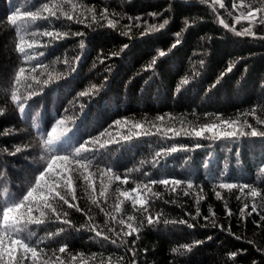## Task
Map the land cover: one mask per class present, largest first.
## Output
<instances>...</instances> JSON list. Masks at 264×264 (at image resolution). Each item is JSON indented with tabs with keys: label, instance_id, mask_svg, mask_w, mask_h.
Wrapping results in <instances>:
<instances>
[{
	"label": "trees",
	"instance_id": "trees-1",
	"mask_svg": "<svg viewBox=\"0 0 264 264\" xmlns=\"http://www.w3.org/2000/svg\"><path fill=\"white\" fill-rule=\"evenodd\" d=\"M51 2L0 0V205L22 199L34 184L49 155L41 147L42 136L59 120H65L62 127L70 129L57 145L59 154L90 162L86 172L80 169L83 175L74 174L76 199L72 200L70 190L64 193L81 211L53 201L62 219L70 223L56 220L45 210L50 219L39 225L29 223L21 233L42 254L35 264H59L56 256L67 264L72 255L78 259L71 264H81V255L86 264H108L109 257L111 264H264V137L209 138L213 134L206 132L204 138H197L181 131L213 123L219 125L216 131L233 130L221 120L240 125L247 121L264 131V124L256 119H264V39L258 38L264 36V25L253 27L255 38L237 36L223 27L218 17L230 27L235 24L237 31L249 26L246 20L234 21L248 11L247 7L233 10L237 0H223L224 8L212 0H74L80 7L73 16L87 17L82 23L59 12V18L22 19L19 27L9 22L14 14L37 11ZM244 2L261 6L259 0ZM88 9L95 10L98 23H92ZM104 9L108 19L118 21L114 28L100 17ZM64 10L71 11V6L64 4ZM165 19L169 23L163 29L141 34L151 26L158 28ZM44 30L68 35L63 39L37 35L40 46L26 49L34 57L26 60L16 50L19 35L29 39ZM160 51L166 55L160 57ZM154 59L155 65L149 68ZM37 65L47 69L37 67L31 72ZM229 65H233L230 72ZM21 67L26 71L17 84ZM49 72L59 78L47 85L31 79H47ZM93 85L89 95H80ZM13 91L24 98L23 111L11 100ZM254 108L256 117L249 115ZM136 123L143 127H133ZM169 128L180 135H165ZM81 144L88 151L74 156ZM17 147L22 150L17 152ZM172 147L179 150L166 151ZM125 177L127 183L122 182ZM162 179L183 183L175 191L172 185L150 183ZM220 183L238 187L222 189ZM145 184L159 196L144 190ZM137 185L141 197L149 201L147 211L139 205L133 208L131 200L119 195ZM243 185L249 188L241 192ZM251 189L260 195L253 198L248 194ZM101 190H105L103 197ZM121 201L122 211L117 213L115 206ZM245 204L249 207L242 215ZM22 212L23 222L27 213ZM149 215L159 217L158 221L148 224ZM111 216L117 220L135 216L138 234L117 235L122 226ZM91 225L109 239L97 236ZM63 245L67 252L61 254L58 249ZM182 245H190L191 250ZM233 252L237 253L234 258Z\"/></svg>",
	"mask_w": 264,
	"mask_h": 264
},
{
	"label": "snow or ice",
	"instance_id": "snow-or-ice-1",
	"mask_svg": "<svg viewBox=\"0 0 264 264\" xmlns=\"http://www.w3.org/2000/svg\"><path fill=\"white\" fill-rule=\"evenodd\" d=\"M201 2L207 3L208 0H201ZM259 3L261 5L259 7H254L251 4L246 5L244 0H237V2H234L232 4L233 10H238L243 7L248 8L246 14L241 12L238 16L234 17L235 23H239L241 20H246L249 22V26L243 28L242 30L237 31L235 28V24H233L230 27L229 24H227L223 18L218 17V22L221 25H223V27H225L226 29L233 31L237 36H252L255 38L257 37V34L256 32L253 31V27L256 26L257 24L264 25V0H259ZM64 4L70 5L71 11L64 10ZM212 4L213 5L219 4L220 8L225 7L223 0H212ZM78 7L80 6L74 3V0H63V3H57L56 0H53V2L51 3H45L40 10L37 11L25 10L23 11V13L14 14L10 16L8 19L12 25L19 27L18 21L22 19H29L31 21H36L38 19H48L49 17L59 18L57 16V13L59 12L65 19L68 20L77 19V22L82 23L83 19H87V17H84L83 19H78L77 17H74L72 14V12L77 11ZM213 10L215 11L214 7ZM88 11L91 13L92 23H98L95 10L88 9ZM43 13H47L48 15L44 16ZM229 15H231V13H229ZM100 17L107 21L108 27L114 28L118 23V21L114 19H108L107 9H104L100 13ZM168 23L169 21L165 19L163 23L159 25L158 28L156 26H151L141 34L144 35L147 34V32L163 29ZM122 34L128 35V32H124ZM37 35L49 37L52 39H63L68 35V33H61L55 30H44L39 33H35V32L32 33L29 39H26L24 35H19V42L16 44V50L22 55H24L26 60H30L34 58L27 55L26 49H32L33 47L40 46V42L37 39H35ZM74 35H83V33H74ZM179 35L180 34L177 33V36ZM258 38L264 39V36H260ZM179 43L180 41L178 39L176 41V44H173L172 47L173 48L176 47V45ZM80 47L81 48L84 47L83 42H81ZM127 47L128 45H124V48ZM170 50L171 49H169V51ZM121 51H123V49H121ZM113 55H118V53H114ZM165 55H166L165 51L159 52L160 57H163ZM78 59L79 58H77V60ZM64 63H68V61L65 60ZM155 63L156 60L154 59L148 67L149 68L153 67ZM37 67L44 68L45 70L47 69V66L45 65H37L32 67L31 72H36ZM232 67L233 65H229L227 71L230 72L232 70ZM25 71H26L25 68L23 67L19 68L15 77V82L17 84L21 82V77L23 76ZM223 75L224 74H222V76ZM58 78H59L58 76H53V74L50 72L48 73V78L44 80L38 79V76L31 77V79L35 83L43 84V85H47L50 82H52L54 79H58ZM183 83L187 84L188 80L185 79ZM28 87H31V85H28ZM95 87L96 86L93 85L87 92H82L80 93V95L81 96L89 95L95 89ZM32 94L33 93H29V96H31ZM23 99H24L23 97L18 95L17 91L12 92L11 100L17 104H20V111H23V103H22ZM0 114H3V109H0ZM249 115L256 117V109L255 108L252 109ZM159 119L163 120V117H159ZM217 119H219V117H217ZM256 119L258 124H264V119H260L259 117H256ZM115 123L117 125H120L121 121H116ZM220 123L227 125L228 128H232L233 130L216 131L219 125L213 123V124L202 125L198 129L194 127L191 129V131H188L186 129H182L181 131H183L186 135H194L197 138H204L206 132L213 134L209 138H235L237 136L264 137V131L257 130V128L247 123V121H245L243 125H240L239 121H235V120L233 121L221 120ZM64 124H65V120L57 121L56 126L52 127L51 131L47 132L46 136H42L40 142L41 147H43L49 153V155L46 157L45 166L42 168V170H39L38 174L35 176L34 184L27 190L26 194L23 195L22 199L19 198L13 199L11 200V202L0 205V261H3L4 264H24V262L27 260H31L33 264H35L36 261L42 259V254L37 251L36 247L32 246L29 242H27L26 239L21 236V233L24 231L25 227L29 223L39 225V224H44L48 219H50L51 217L49 216L48 211L45 210H50L52 216H54L56 220H59L65 224H69L70 223L69 220L62 219L61 213L54 206L53 201L62 202L63 204L67 205L69 208H76L77 211H81V209L77 204L69 202V199L64 193L70 190L72 200L76 199L75 188H74V184H75L74 174L83 175V173L80 172V169H84V171L86 172L88 166L90 165V162L81 159H73V157L70 155L59 154L57 145L61 144V141L68 135V132L70 131V129L66 127H62ZM133 127L139 129L143 126L139 123H136L133 125ZM244 127H247L251 130L244 131ZM168 132H173L174 135H180V132H177L171 128L167 129L164 132V134L167 135ZM101 135H103V133ZM123 138L129 139L130 136ZM95 142L98 143L99 141L97 140ZM21 150L22 149L20 147L16 148L17 152ZM178 150H179L178 148L172 147L170 149H167L166 151L176 152ZM85 151H88L87 145L81 144L79 148L75 149L73 155L80 156L81 153ZM157 155H159V153H157ZM261 171L264 172V169H261ZM108 172H111V169H108ZM90 176L91 173H89L88 176H84V179L88 180ZM116 179L120 180V177H116ZM122 182L127 183L128 182L127 178L125 177ZM150 183L152 185L155 184H162L165 186L172 185L173 186L172 190L175 191L176 186L181 185L183 182L180 180L162 179L159 181L153 180ZM140 187H141L140 185H137V187L133 188L131 192L121 191L119 195L127 200H131L133 208H135L136 205H139L140 208L144 209V211H147L146 205L148 204L149 201L141 197L138 191ZM192 187L193 185L189 183L188 188L191 189ZM218 187L222 189H233L238 186L231 183H220ZM247 188H249V185L240 186V191L243 192L244 189ZM143 189L146 190L148 193H152V189L147 184L143 185ZM132 193H137V195L133 196ZM152 194L159 196V193H152ZM248 194L253 198L260 195V193H258L255 189H251ZM100 196L101 197L105 196V190H101ZM216 196L218 198H222L220 192H216ZM93 202L95 203L96 201L94 200ZM122 203L123 201L116 204L115 210L117 213L122 211L121 208ZM248 207H249L248 204L244 205V207L241 209L242 215L244 214L245 210ZM22 210H26L27 213V220H24L23 222H22V216L24 213L22 212ZM103 210L104 209H101V211ZM34 211L38 212L39 216L34 217L32 215ZM252 211L253 212L256 211L255 206L252 207ZM227 214L231 215L232 213L229 210ZM250 214L251 213H249V215ZM67 215H68L67 212L63 213L64 217H66ZM106 215L109 214L106 213ZM197 215H199V211H197ZM111 219L122 226L121 232L116 233L117 235L122 234L123 236L127 237L133 235L134 233L138 234L139 227L134 225V221L136 220L135 216H127L126 218H121L119 220H117L116 216H111ZM158 219L159 217L153 218L151 215L146 217L148 224H152L158 221ZM262 219H264V217H262ZM180 223H186V221L182 220L180 221ZM188 226L193 227V225L191 224H189ZM90 230L94 231L97 236H103L104 239H109V237L104 235L101 230H98L97 226L95 225H91ZM60 231H63V229H61ZM108 231L115 232L116 230L109 228ZM112 243H116V241L113 240ZM196 243H200V242L197 241ZM181 247L187 250H191L190 245H182ZM58 251L61 254L66 253L67 245L61 246L58 249ZM129 251H132V249H129ZM173 251L178 252L180 251V249H173ZM236 255H237L236 252L230 253V256L232 258H234ZM5 257H7V259H5ZM92 258L95 259V255H93ZM77 259H78L77 255H72L70 257V260L67 262V264H71L72 261H76ZM80 259H81V264H86V261L83 259L82 255ZM56 260L59 261V264H66L65 260L61 256H56ZM44 264H48V262L44 261ZM108 264H111V257H109Z\"/></svg>",
	"mask_w": 264,
	"mask_h": 264
}]
</instances>
